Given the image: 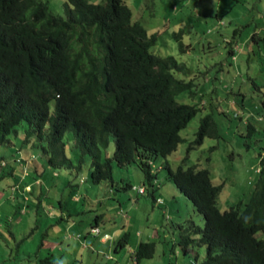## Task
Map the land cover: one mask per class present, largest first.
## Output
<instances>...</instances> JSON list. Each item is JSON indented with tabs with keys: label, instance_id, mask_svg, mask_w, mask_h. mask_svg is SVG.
Listing matches in <instances>:
<instances>
[{
	"label": "trees",
	"instance_id": "obj_1",
	"mask_svg": "<svg viewBox=\"0 0 264 264\" xmlns=\"http://www.w3.org/2000/svg\"><path fill=\"white\" fill-rule=\"evenodd\" d=\"M63 1L64 15L53 12L46 0H0V144L9 142V134L17 133V125L25 121L22 141L38 147L42 170L45 162L51 168L71 167L73 162L67 156L64 135L72 131L74 146L82 156H89V176L93 183L115 182L112 159L119 166L136 162L143 174L142 184L126 181L124 188L150 195L155 202L162 203L155 194L160 186L157 172L163 166H155L154 160L177 148L182 141L180 131L200 109L201 106L180 102L176 97L187 90L194 95L192 87L197 75L189 80L177 77L175 73H187L186 65L171 54L151 51L159 31L147 30L134 18L126 0ZM212 15L222 20V13L217 11ZM173 35L179 39L178 32ZM250 38L257 42L261 35L255 29ZM178 42L183 51L181 41ZM227 44V54L233 58L236 39ZM201 73L197 85L204 93L212 92L216 96V88L207 84L214 83L218 77L205 81ZM252 84L258 86L254 80ZM238 93L242 101L244 92L238 89ZM248 126L255 130L253 125ZM218 135L213 111L207 112L200 119L193 143L200 144L205 136ZM110 136L115 142L113 158L103 159L102 151L108 147ZM27 156V164L35 163L34 170L39 172L38 155L30 151ZM4 163L1 159L0 166ZM260 163L248 197L220 210L216 203L220 185L211 181L207 168L182 164L172 169L165 161L167 177L204 218L202 228H193L199 233L197 239L187 234L191 226L182 230L180 243L185 251H189L187 245L191 240L206 248L204 259L199 261L196 257L193 264H264V239L255 235L264 230V155ZM11 167L8 173L13 175ZM22 170L19 185L23 199L20 200L25 206L22 209L20 204L16 205V214L26 212L28 195H34L37 205L43 199L39 194L43 188L41 177L34 176L25 182L29 170L26 169V174ZM139 186L144 188L143 192L138 191ZM56 200V208L61 211V199ZM101 217L102 214H95L87 232L99 227ZM4 234L12 237L16 246L30 236L16 240L11 226L6 231L0 227V239L5 244L8 243ZM129 239V231L123 232L115 240L114 250L126 247ZM44 246L41 239L31 253L38 256L34 264H59L51 251L38 254L39 250L48 249ZM154 253L155 242L141 240L132 252V259L140 264Z\"/></svg>",
	"mask_w": 264,
	"mask_h": 264
},
{
	"label": "rangeland",
	"instance_id": "obj_2",
	"mask_svg": "<svg viewBox=\"0 0 264 264\" xmlns=\"http://www.w3.org/2000/svg\"><path fill=\"white\" fill-rule=\"evenodd\" d=\"M46 1L53 12L64 15L63 0ZM126 3L132 9L134 18L137 17L147 30L159 31L151 51L160 55L171 54L183 62L187 73H175L179 78L189 80L197 75L199 80L202 79L200 71L205 81L210 77L214 80L217 76L214 83H205L216 88V96L212 92L204 93L195 79L196 84L192 87L194 95L187 90L176 96L180 102L201 107L180 131L182 141L177 148L171 154L154 160L155 166H163L157 172L160 186L155 194L162 203L155 202L150 195L124 188L126 181L132 185L142 184L143 174L136 162L119 166L112 159L115 148L113 136H110L102 156L103 159H112L115 182L93 183L89 176V156H82L74 146L72 131L65 133L64 143L73 166L51 168L45 162L42 170L43 159L39 156L38 147L33 148L29 146L30 142L22 141L26 122L17 125L18 132H11L9 142L0 144V160L5 162L0 166V200L5 202V207L1 209L9 215L14 214L15 219L10 223L7 215L0 219L7 220L9 224L2 223V228L6 231L7 226H11L16 240L28 234L30 236L16 246L12 237L4 234L8 244L0 239V264L36 263L38 256L31 253L41 239L48 243L44 246L48 249L39 250L38 254L46 255L51 251L53 259L59 264H135L130 252L141 240L154 241L155 253L140 264H193L196 257L199 261L204 259L206 248L191 240L187 245L189 251H185L180 243L182 230L191 226L187 234L197 239L199 233L193 228H202L204 218L167 177L165 161L172 169L182 164L185 167L207 168L211 181L220 185L216 202L220 210L240 199L245 200L251 191L258 175L257 168L261 165L260 158L264 155V0H126ZM217 11L222 13V20L212 15ZM255 29L261 35L257 42L250 41ZM173 32L179 33L178 40L183 51ZM232 39L237 42L233 58L227 54V42ZM252 80L258 86L252 84ZM238 89L244 92L242 101L237 94ZM200 93L203 95L200 96ZM50 106L53 109L52 102ZM211 111L219 135L205 136L200 144H194L200 119ZM248 124L253 125L255 130H250ZM26 150L38 155L36 162L40 168L36 170L39 172L34 170L35 163L29 161L30 165L27 164L29 157ZM15 156L20 159L19 162ZM11 166L14 168L13 175L8 173L12 170ZM22 168L24 174L26 169L29 170L25 182L31 181L34 176L41 177L43 188L39 194L44 198L38 205L33 199L26 212L16 214ZM74 193V197L81 196L80 201H76ZM54 199H61L63 210L72 212L69 224L75 223L74 228L66 227L68 216L65 213L60 215L57 208L53 211ZM19 204L21 208L25 206L22 202ZM120 208L121 212L116 213ZM95 214H102L100 234L87 232ZM60 228L64 230L60 231ZM105 231L111 232V235L108 241L100 242ZM115 231H118L117 234ZM125 231L130 233L128 245L114 250L115 240ZM255 235L264 239V230ZM21 257L27 259L21 261Z\"/></svg>",
	"mask_w": 264,
	"mask_h": 264
},
{
	"label": "crops",
	"instance_id": "obj_3",
	"mask_svg": "<svg viewBox=\"0 0 264 264\" xmlns=\"http://www.w3.org/2000/svg\"><path fill=\"white\" fill-rule=\"evenodd\" d=\"M26 152H28V150H26ZM27 195H28V194H27ZM74 196H75V195H74ZM33 197H34V195H28V202H29V203L32 202ZM17 198H18V200H17V204H19V203L21 202L20 199H21V198L23 199L22 192L18 194ZM43 198H44V196H43ZM74 198H75V199H76V198L78 199V197H74ZM80 198H81V197H80ZM80 198H79V199H80ZM44 200H45V199H44ZM44 200H43V201H44ZM80 200H81V199H80ZM80 200H76V201H80ZM53 201H54V204H53L54 206L52 205V207H54V208H53V211H54V209H56V203H57V201H56V199H54ZM3 203L5 204V202H1V200H0V212L3 213V214L0 213V216L3 217V218H5V215H7L8 218H9L10 220L15 219V218H13L12 214L9 215V214H7L6 212L2 211V209L5 207ZM1 208H2V209H1ZM63 209H64V208H63ZM63 209H61V211H60V210H59V211L61 212L60 215H63V213H65V214L68 216V218H66V220H67V221H66V223H67V224H66V227H68V229H70V228H74L75 225H76L75 223L72 224L71 226H70V224H69V223H70V220H71V214H72V212H70V211H66V212H65ZM121 210H122V208H120L119 210H117L116 213L121 212ZM63 219H64V218H62L61 220L64 221ZM6 222H7V221H6ZM6 222L3 221L2 219H0V227H2V225H3L2 223H5L6 225L10 223V221H8L9 223H8V222L6 223ZM59 230L62 231V230H64V228H60ZM117 232H118V231H115V234H117ZM104 233H107V234H106V235H103L102 237H100V242H106V241H108V240H106L105 238H106V237H110V235H111V234H110L111 232H104ZM139 235H141V233H140ZM105 240H106V241H105ZM45 245L47 246L48 243H45ZM132 252H133V250H132ZM132 252H130L131 259H132ZM132 260H133V263H135L134 259H132Z\"/></svg>",
	"mask_w": 264,
	"mask_h": 264
},
{
	"label": "built area",
	"instance_id": "obj_4",
	"mask_svg": "<svg viewBox=\"0 0 264 264\" xmlns=\"http://www.w3.org/2000/svg\"><path fill=\"white\" fill-rule=\"evenodd\" d=\"M143 190H144V188H143L142 186H139V187H138V191H139V192H143ZM92 231H93V232H98V229H97V228H93Z\"/></svg>",
	"mask_w": 264,
	"mask_h": 264
},
{
	"label": "clouds",
	"instance_id": "obj_5",
	"mask_svg": "<svg viewBox=\"0 0 264 264\" xmlns=\"http://www.w3.org/2000/svg\"><path fill=\"white\" fill-rule=\"evenodd\" d=\"M27 157H28V156H27ZM26 159H28V158H26ZM93 228H97V229H98V232H93V231H92V229H93ZM93 228H91V230H90V231H91L92 233H94V234H99V227H98V226H96V227H93Z\"/></svg>",
	"mask_w": 264,
	"mask_h": 264
}]
</instances>
